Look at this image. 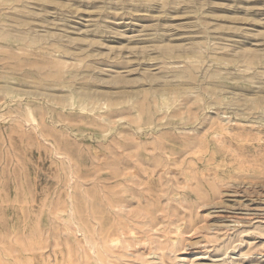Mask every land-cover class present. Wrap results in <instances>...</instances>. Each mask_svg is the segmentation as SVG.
<instances>
[{
	"label": "rangeland",
	"instance_id": "obj_1",
	"mask_svg": "<svg viewBox=\"0 0 264 264\" xmlns=\"http://www.w3.org/2000/svg\"><path fill=\"white\" fill-rule=\"evenodd\" d=\"M0 264H264V0H0Z\"/></svg>",
	"mask_w": 264,
	"mask_h": 264
},
{
	"label": "bare ground",
	"instance_id": "obj_2",
	"mask_svg": "<svg viewBox=\"0 0 264 264\" xmlns=\"http://www.w3.org/2000/svg\"><path fill=\"white\" fill-rule=\"evenodd\" d=\"M116 160V159H115ZM118 165V164H117ZM121 171V170H120ZM115 172V171H114ZM113 173V172H112ZM120 173V172H119ZM109 174V173H108ZM115 174V173H114ZM114 174H112V175H114ZM130 174V173H129ZM116 176V175H115ZM127 176V175H126ZM111 177V176H110ZM118 177V176H117ZM130 177H134V175H132V176H130ZM120 178V177H119ZM116 179H118V178H116ZM122 179V178H121ZM110 180V179H109ZM123 180V179H122ZM127 180V179H126ZM112 182V181H111ZM110 182V183H111ZM132 182V181H131ZM115 183V182H114ZM113 183V184H114ZM124 184V183H123ZM126 184V183H125ZM131 184V183H130ZM124 186V185H123ZM133 186H135V185H133ZM132 186V187H133ZM145 187V186H144ZM124 188H125V186H124ZM128 189V188H127ZM130 189V188H129ZM140 190V189H139ZM112 191H114V190H112ZM142 191V190H141ZM152 191V190H151ZM125 193H127V192H125ZM135 193V192H134ZM112 194H117V193H112ZM119 194V193H118ZM138 194V193H137ZM109 195V194H108ZM121 195V194H120ZM123 195V194H122ZM127 195V194H126ZM139 195V194H138ZM119 196V195H118ZM141 196V195H140ZM166 196V195H165ZM133 197V196H132ZM142 197V196H141ZM144 197V196H143ZM150 197H152V196H150ZM136 199V198H135ZM154 199V198H153ZM118 200V199H117ZM121 200V199H120ZM155 200V199H154ZM131 201V200H130ZM139 202V201H138ZM141 203V202H140ZM111 208V207H110ZM112 209L114 210V208L112 207L111 208V211H112ZM116 210H119V209H117V208H115ZM121 213H122V211H121ZM125 213V212H124ZM125 216H127V215H125ZM129 217H130V215H129ZM100 219V218H99ZM135 220V219H134ZM137 220V219H136ZM138 220H140V219H138ZM111 221V220H110ZM112 222V221H111ZM106 224V223H105ZM114 224H115V222H114ZM120 224V223H119ZM131 224V223H130ZM139 225V224H138ZM121 226V225H120ZM118 227H119V225H118ZM131 227V226H130ZM122 228H124V227H122ZM98 229V228H97ZM120 230V229H119ZM131 230V229H130ZM135 232V231H134ZM134 232H132V233H134ZM122 233V232H121ZM112 239H113V237H112ZM112 254V253H111ZM110 254V255H111Z\"/></svg>",
	"mask_w": 264,
	"mask_h": 264
}]
</instances>
